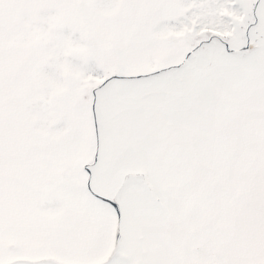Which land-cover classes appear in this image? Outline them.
Segmentation results:
<instances>
[{"label":"snow or ice","instance_id":"obj_1","mask_svg":"<svg viewBox=\"0 0 264 264\" xmlns=\"http://www.w3.org/2000/svg\"><path fill=\"white\" fill-rule=\"evenodd\" d=\"M0 264H264V0H0Z\"/></svg>","mask_w":264,"mask_h":264}]
</instances>
